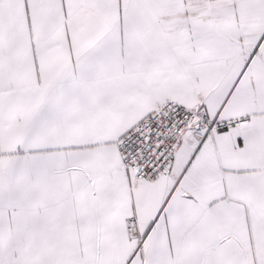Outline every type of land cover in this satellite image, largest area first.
Instances as JSON below:
<instances>
[{
    "label": "snow or ice",
    "instance_id": "obj_1",
    "mask_svg": "<svg viewBox=\"0 0 264 264\" xmlns=\"http://www.w3.org/2000/svg\"><path fill=\"white\" fill-rule=\"evenodd\" d=\"M0 264H264V0H0Z\"/></svg>",
    "mask_w": 264,
    "mask_h": 264
}]
</instances>
